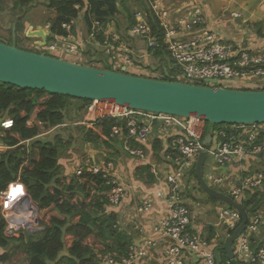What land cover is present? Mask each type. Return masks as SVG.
<instances>
[{"label": "built area", "instance_id": "1", "mask_svg": "<svg viewBox=\"0 0 264 264\" xmlns=\"http://www.w3.org/2000/svg\"><path fill=\"white\" fill-rule=\"evenodd\" d=\"M148 9L149 14L143 11L134 13V22L126 35L139 39L145 49L164 50L174 64L177 82L236 90L249 85L250 91L264 86V54L241 50L232 55L229 47L207 29V18L199 3L171 6L153 0ZM44 28L49 32V26ZM63 28L69 31L70 25H63ZM99 30V23L93 21L87 39L95 42ZM53 38L66 44L62 48L64 55L70 58L76 55L86 60L80 51L81 44L70 41V35ZM120 41L117 33H104L102 47L113 49V44ZM45 47L52 53L60 51L57 43L47 42ZM129 63L125 58L122 65L127 68ZM210 80L216 83L208 82ZM224 84L233 88L224 87ZM91 103L87 116L94 109L100 113L97 118L108 116L124 122L125 134L123 127L114 126L109 140L120 141L126 156L146 166L153 177L150 187L132 203L134 217L131 220L145 217L146 231L138 225V242L133 240L126 256L116 259L110 254L102 255L99 264H148L157 251L161 264H215L216 239L210 243L205 240L206 225L196 223L189 191L192 180L198 186L193 175L197 158L201 153L205 154L206 159L212 157L213 173L207 175L210 183L207 185L241 205L249 193L264 188V164L262 168H252L256 159L264 158V124L209 125L210 128L206 130L208 123L194 116L184 118L131 110L114 104ZM105 106L111 110L102 113L103 109H108ZM94 120L86 117L88 124ZM12 124V120L6 117L0 128L9 129ZM207 135H210V140L205 143ZM155 139L161 143L158 154L160 161L146 150ZM84 171L102 176L109 187L106 194L108 208L116 209L125 203L128 188L123 177L116 174L111 159L99 163L87 160L84 165L75 166L72 174L79 176ZM223 187H229V190L221 192L215 189ZM10 190L11 187L0 194V214L6 222L5 233L15 236L20 232H31L36 227L32 203L26 200L23 191L7 203ZM157 208H161L162 213L155 219ZM131 220L129 218L127 223L133 224ZM260 221L261 216L257 213L247 217L245 230L232 248L236 263L264 264V248L252 247L250 241L251 235L259 230ZM240 222L238 211L227 205L217 212L216 225L225 233L234 231ZM117 225L120 226L119 221ZM223 264L233 263L226 259Z\"/></svg>", "mask_w": 264, "mask_h": 264}, {"label": "trees", "instance_id": "2", "mask_svg": "<svg viewBox=\"0 0 264 264\" xmlns=\"http://www.w3.org/2000/svg\"><path fill=\"white\" fill-rule=\"evenodd\" d=\"M151 1L147 0L146 5ZM120 2L14 0L11 11L15 15V10H29L37 4L45 7L50 13L44 21L50 32L47 42L53 37L74 34L73 24L82 13L87 35L91 32L92 22L95 20L99 23L100 30L95 37V43L102 46L103 29L108 26L111 19H116L117 14H122V11L127 14L129 25L126 32L134 22V13L132 15ZM148 8L144 6V12L147 14ZM28 10L22 11L15 20L18 27L13 29V37H9L6 44L37 53L33 49H25L20 42V34L24 33L23 19ZM63 25H70V30L64 29ZM84 52L89 63H106L110 60L109 56L104 57L103 51L88 49ZM146 52L155 61L159 59L158 66L161 71L165 70V73H160L159 80L169 82L177 80L174 64L164 50L146 49ZM66 60L75 63L74 59ZM142 65L146 68L151 67ZM127 73L138 76L136 71L131 73L129 70ZM257 90H264V86ZM74 102L77 103L75 106L72 104ZM90 104L91 101L88 100L49 94L43 90L20 89L0 83V121L6 116L13 122L11 128L0 130V194L10 187L11 195L15 192H25L37 207V227L42 229L33 233L20 232L15 236H8L5 233L6 222L0 214V249L20 247L28 259V264H99L102 255L110 254L116 259L126 256L129 246L133 243V234L126 228H120L117 225L118 215L107 210L109 203L106 194L109 187L105 185L102 176L87 171L79 176L65 175L59 161L62 159L61 154L68 148L69 141H64L60 135L54 136L51 141L41 139L44 133L66 124L67 111L71 105L77 114V110L83 108L87 110ZM117 125L123 127L125 134L124 122L108 116L97 118L88 126L76 124L74 126L82 127V140L85 144L101 147L107 153L111 148L109 140L111 129ZM160 148V141L153 140L151 149L156 159ZM261 160L262 166L264 158L260 157L258 163ZM258 166L256 163L253 170ZM137 173L145 183L153 182V177L148 173L146 166L141 167ZM260 192L262 191L249 193L241 203L247 217L255 213L261 216L259 230L250 237L252 247L255 248H264V194ZM232 232L226 233L216 248L223 245L229 238L227 235H231ZM214 234L213 225H206L204 238L208 243L214 239ZM219 257L221 264L227 259L222 250L219 251ZM8 260V252L0 255V263Z\"/></svg>", "mask_w": 264, "mask_h": 264}, {"label": "water", "instance_id": "3", "mask_svg": "<svg viewBox=\"0 0 264 264\" xmlns=\"http://www.w3.org/2000/svg\"><path fill=\"white\" fill-rule=\"evenodd\" d=\"M49 35L42 26L35 30L30 28L25 33V37L37 39L34 43L36 51L46 46ZM208 82L216 83L215 80ZM0 83L20 89L43 90L78 100L114 104L131 110L184 118L194 116L212 126L264 124V90L224 89L144 78L128 74L125 67L120 71L98 69L25 51L1 41ZM209 140L210 135H207L204 141L208 143ZM205 159V154L201 153L195 164L198 187L208 197L238 211L241 217L240 224L227 241L214 250L215 264H221V250L228 260L238 264L233 261L232 248L245 230L247 214L241 205L207 185L202 175ZM26 200L32 203L27 195ZM32 207L37 225V207L33 203ZM40 230L34 227L31 233Z\"/></svg>", "mask_w": 264, "mask_h": 264}, {"label": "crops", "instance_id": "4", "mask_svg": "<svg viewBox=\"0 0 264 264\" xmlns=\"http://www.w3.org/2000/svg\"><path fill=\"white\" fill-rule=\"evenodd\" d=\"M163 4L171 5V6H182L189 4L191 2L199 3L201 7L203 8L204 14L207 18V29L212 31L215 35H217V38L225 44L227 47H229L230 52L232 55L237 54L241 50H249L256 53L264 54V0H159ZM168 2V4H167ZM45 9V8H44ZM47 14V13H46ZM124 14V13H123ZM237 14L239 15V18H235L233 15ZM50 16V13L47 14ZM47 19V18H46ZM83 14L81 13L79 15V18L76 22H74L73 25H75V32L74 34H69L71 39L70 41H73L74 43H80V48L83 45V42H85V37L87 36V31L84 25V22L82 21ZM124 19V18H122ZM45 21V20H44ZM26 23V22H25ZM83 23V24H82ZM84 25V27H83ZM28 26V25H27ZM45 27V24L42 26ZM35 30L31 27L29 24V29ZM85 30V31H84ZM103 32L105 34H111L116 33V31L108 24V26L103 29ZM131 40V44H129V50L123 45L122 40L115 45V52L117 51L118 54L112 57L114 52L109 53L107 50H102L105 56H109V59L116 62L117 66L120 68L123 66L125 67L124 60L125 58L130 61L126 68L127 70H138L141 67L140 64H151L148 62L150 55L147 54L146 49H144V44L139 40L138 43L134 42V40ZM133 44H135L133 46ZM143 45V49L141 47H138L139 45ZM98 45L97 43L93 42V44L86 45L85 48L94 50H99V48L95 47ZM83 48V47H82ZM136 50L135 57H129L130 54L132 55V50ZM124 51L125 54H119V52ZM139 51V52H138ZM112 54V55H110ZM142 59L141 61L136 60ZM76 112V111H75ZM86 121V117L82 118L80 122L77 123V125H82ZM87 126L90 124H86ZM152 143V142H151ZM151 143L146 147V150L148 153H153L151 149ZM111 148L107 153H105L102 150L98 149L96 151H91L90 155V161L92 163H99L101 161H104L106 159H111L114 162L115 165V172L119 177H123L126 185H127V199L125 203L116 209H110L107 210L109 212H114L118 215L119 218V225L120 228H126L130 233L133 234V240L138 242L139 237V231L137 230L138 225H141L144 227V230L146 231L147 227V219L145 217H138L135 220H131V217H134L133 215V201L137 200L138 197H140L143 192L147 189V187H150L149 185H146L143 180H141L139 173V169L141 166L138 162H136L133 159H130L126 156V154L123 152L121 148V142L118 140H114L110 142ZM254 164H258L259 166L257 169L261 166V163H263V160H261L260 163H258V159L254 161ZM71 162L68 163L67 160L63 159L59 161V164L62 166V169L65 173V175H72L74 171L75 164L72 165ZM254 165H252L253 168ZM216 171H218V168H214ZM255 169V168H254ZM19 194V193H18ZM21 194V192H20ZM19 194V195H20ZM162 209L157 208L155 211L154 218L157 219L160 215ZM130 218L131 221H134V223H127V220ZM215 229L216 235H214L217 244L219 241H221L224 238V235L226 234L224 230H222L221 227L217 226L216 223L213 225ZM219 230H221L222 238H219ZM221 239V240H220ZM4 252H8L9 260L5 263L0 264H28V259L24 256L22 253L20 247L11 246L7 250L0 249V255ZM160 253L157 251L153 254L152 259L148 264H161L160 260Z\"/></svg>", "mask_w": 264, "mask_h": 264}, {"label": "rangeland", "instance_id": "5", "mask_svg": "<svg viewBox=\"0 0 264 264\" xmlns=\"http://www.w3.org/2000/svg\"><path fill=\"white\" fill-rule=\"evenodd\" d=\"M121 0H118V3ZM153 1V0H152ZM168 1V0H167ZM14 0H0V41L5 43L8 41L9 37H13V29L16 27H18V25L16 24V19L17 17L20 15V13L22 11L28 10V9H23L22 11L19 10H15L14 14L12 13L11 9H12V5H13ZM147 0H140V1H135V0H127V2H124L123 0L120 2L123 3V6H125L126 8H128V11L130 13H135L137 11H143L144 12V6L149 7V5H146ZM141 3V4H140ZM150 4V3H149ZM168 4V2H167ZM45 7H43L42 5L37 4L34 8L29 9L28 11H26V16L23 19L24 21V33L20 34V42L22 44V46L25 49H33L34 51H36L35 47H34V43L37 41V39L35 38H27L25 37V33L27 30H29V24L31 25V27L34 29L35 27L38 26H43L44 24V20H46V18L48 17V11L46 9H44ZM123 13L125 11H122ZM47 13V14H46ZM117 14L116 15V19H111L110 21V26L116 31V33L120 36L123 45L128 49L129 48V44H131V40L129 37H127L126 35V29L129 25V21L127 19V14ZM236 16H234L235 18H239V15L234 14ZM124 18V19H122ZM83 21V20H82ZM95 21V20H94ZM26 22V23H25ZM83 24V23H82ZM28 25V26H27ZM84 27V25H83ZM85 31V30H84ZM26 39H25V38ZM85 42H83L82 47L80 48V51L82 52V57L85 56V52L87 49L85 48V46L93 44L92 42L89 41V39H87V36L85 37ZM132 40H134V42L138 43L139 39L137 38H132ZM49 43H57L59 46V50L57 52H50L48 50L47 47H43L40 51H37L38 53H41L43 55H48V56H52V57H58L60 59H70V57H68V55H64L65 52L62 50L63 47L66 46L65 43L58 41L54 38H51L49 40ZM115 45L116 43L113 44L114 48L113 49H108V48H104L101 45H94L95 47L99 48V52H101L102 50H107L109 51V53L114 52L112 57H117L115 56L116 54H118V52H115ZM135 44H133L134 46ZM138 47H141L142 49L144 48L143 45H139ZM145 49V48H144ZM129 50V49H128ZM136 50H132V55L130 54L129 57H135L136 55ZM139 52V51H138ZM105 53V52H104ZM119 54H125L124 51L119 52ZM87 55L84 57L86 59ZM104 57H107L104 55ZM71 58L74 59L75 63H78L80 65H84V66H90V67H94V68H98V69H106V70H112V71H120L121 68L117 67L116 62H111L110 60H108L106 63L103 62H99V63H89L88 60H82L80 58H78L76 55L71 56ZM136 60L141 61L142 59H138L136 58ZM168 61V59H166ZM148 62H150L151 67L146 68L144 65L140 64L139 66L141 67L138 70H133L131 69L130 72H137L138 76L144 77V78H152V79H156L159 80V76L160 73H165V70L160 69L159 65V59L156 61L153 58H149ZM129 72V69L127 70ZM176 74V73H175ZM177 78V76H176ZM180 79V78H179ZM178 80V78H177ZM224 87H228V88H233L232 85H225ZM245 88L247 89H251V87L249 85H247ZM73 106H75V104H77L76 102L72 103ZM79 105H82L81 103H78ZM92 103L89 105L91 106ZM85 105L83 104V107ZM89 108V107H88ZM87 108V110H88ZM87 110L80 109L77 110V114H76V109L71 107L68 109L67 111V119H66V124L62 125L61 127L51 130L49 132L44 133L41 136V139L44 140H53V137L56 135H60L61 138L64 139V141H69L68 144V148L66 149V151H64L62 155V159L67 160L68 163L71 162H75L72 163L75 164V166L77 165H84L85 162L87 160H89L90 155H91V151H96L98 149L102 150L101 147H96V146H90L89 144H85L82 140V127H77L74 126L75 124L77 125L78 122H80V120L82 118L87 117L88 119H95L97 117L100 116V113L98 111H92V113H90L87 116ZM108 110V109H107ZM75 112V117H73V113ZM79 120V121H78ZM88 124V122H85L84 124L80 125V126H84ZM210 128L209 124L207 125V129L208 130ZM157 161H160L159 157L156 159ZM212 165H213V160L211 156H208L206 159V163L204 164L203 168H202V175L205 178L207 184L210 185V183L207 181V175L210 173H213L212 171ZM73 166V167H75ZM193 175L195 176V168L193 170ZM190 186L192 187V189H189L190 193H191V199H192V203H193V210H194V214H195V221L197 224H201V225H214L216 223L217 220V212L219 209L225 207L226 205L218 200H215L213 198L208 197L196 184L195 182L192 180V182L190 183ZM214 187V186H212ZM221 192H225L229 190V187H223L221 189L219 188H215ZM264 189H261L260 193L264 194ZM190 195V194H189ZM264 199V196H263ZM223 230V229H222ZM216 235V233L214 234ZM219 238H222L223 235H221V230H219ZM225 237V235H224ZM221 240V239H220ZM223 240V239H222ZM220 242V241H219ZM221 243V242H220ZM219 243V244H220Z\"/></svg>", "mask_w": 264, "mask_h": 264}, {"label": "bare ground", "instance_id": "6", "mask_svg": "<svg viewBox=\"0 0 264 264\" xmlns=\"http://www.w3.org/2000/svg\"><path fill=\"white\" fill-rule=\"evenodd\" d=\"M105 108H108V110L103 109V110H102V113H104V112H108V111L111 110V108H109V107H106V106H105ZM18 193L20 194V192H18ZM18 193L15 192L14 194L11 195V193L9 192V197H8V200H7L6 202L9 203L10 201H12V199H14L15 197H18V196L21 195V194L19 195Z\"/></svg>", "mask_w": 264, "mask_h": 264}, {"label": "clouds", "instance_id": "7", "mask_svg": "<svg viewBox=\"0 0 264 264\" xmlns=\"http://www.w3.org/2000/svg\"><path fill=\"white\" fill-rule=\"evenodd\" d=\"M151 3V2H150ZM45 29V28H44ZM36 227H37V225H36ZM30 233V232H29Z\"/></svg>", "mask_w": 264, "mask_h": 264}]
</instances>
